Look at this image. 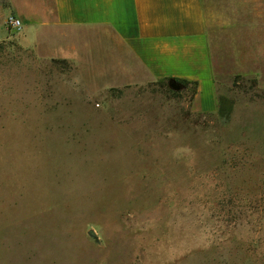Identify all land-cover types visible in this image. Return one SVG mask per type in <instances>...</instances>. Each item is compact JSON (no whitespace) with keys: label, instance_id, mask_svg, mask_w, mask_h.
<instances>
[{"label":"rangeland","instance_id":"374dc122","mask_svg":"<svg viewBox=\"0 0 264 264\" xmlns=\"http://www.w3.org/2000/svg\"><path fill=\"white\" fill-rule=\"evenodd\" d=\"M218 8L200 113L192 83L114 76L101 30L26 48L0 0V264H264V4Z\"/></svg>","mask_w":264,"mask_h":264},{"label":"crops","instance_id":"0c3cea01","mask_svg":"<svg viewBox=\"0 0 264 264\" xmlns=\"http://www.w3.org/2000/svg\"><path fill=\"white\" fill-rule=\"evenodd\" d=\"M6 1L8 10L23 26L22 44L26 48L45 51L52 57L80 58L84 51L96 49L85 41V32L101 30L104 35L99 42L121 56V70L114 74L119 80L195 82L193 108L200 113L217 110L208 15L218 12L219 2L230 0ZM231 1L264 4V0ZM255 9L259 17L260 8ZM262 16L264 19V13Z\"/></svg>","mask_w":264,"mask_h":264},{"label":"built area","instance_id":"2783aa9c","mask_svg":"<svg viewBox=\"0 0 264 264\" xmlns=\"http://www.w3.org/2000/svg\"><path fill=\"white\" fill-rule=\"evenodd\" d=\"M7 25L12 28V29H19L21 26V23L18 19H16L15 17H10L7 20Z\"/></svg>","mask_w":264,"mask_h":264},{"label":"trees","instance_id":"16d2710c","mask_svg":"<svg viewBox=\"0 0 264 264\" xmlns=\"http://www.w3.org/2000/svg\"><path fill=\"white\" fill-rule=\"evenodd\" d=\"M176 81H179V82H182V83H192V86H193V95L196 94V83L195 82H187L185 80H176Z\"/></svg>","mask_w":264,"mask_h":264},{"label":"water","instance_id":"95a60500","mask_svg":"<svg viewBox=\"0 0 264 264\" xmlns=\"http://www.w3.org/2000/svg\"><path fill=\"white\" fill-rule=\"evenodd\" d=\"M174 81H175V80H170V87L173 88V89H178V86H176V85L174 84Z\"/></svg>","mask_w":264,"mask_h":264}]
</instances>
